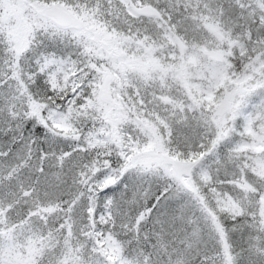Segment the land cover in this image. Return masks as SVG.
<instances>
[{"label":"snow or ice","instance_id":"snow-or-ice-1","mask_svg":"<svg viewBox=\"0 0 264 264\" xmlns=\"http://www.w3.org/2000/svg\"><path fill=\"white\" fill-rule=\"evenodd\" d=\"M0 264H264V0H0Z\"/></svg>","mask_w":264,"mask_h":264}]
</instances>
